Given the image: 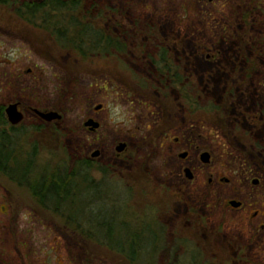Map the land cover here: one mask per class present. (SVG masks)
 I'll return each instance as SVG.
<instances>
[{"label": "rangeland", "instance_id": "374dc122", "mask_svg": "<svg viewBox=\"0 0 264 264\" xmlns=\"http://www.w3.org/2000/svg\"><path fill=\"white\" fill-rule=\"evenodd\" d=\"M85 1L103 13L89 21L94 29L112 33L117 18L126 55L82 57L61 43L53 29L70 35L74 13L49 12L46 20L39 13L30 23L0 5V106L18 102L23 113L35 108L62 116L60 128L37 127L29 114L18 125H0V132L15 136L10 160L22 166L30 160L25 184L97 148L100 161L90 174L108 181L102 206L118 211L119 227L121 222L155 233V254L139 253L137 259L264 264V234L251 240L256 224L248 219L252 210L264 215V0ZM158 45L172 48L167 81L178 80L171 78L176 73L187 79L184 87L157 85L160 79L144 56ZM176 92L183 93L181 110ZM98 105L102 110L96 112ZM175 112L186 120L184 128L175 129ZM89 117L100 122L98 131L86 128ZM164 130L180 137L181 147L164 141ZM119 142L127 148L117 156ZM195 146L204 147L212 163L200 166ZM178 149L190 151V159L178 160ZM120 161L129 170L120 171ZM188 164L199 168L191 183L182 176ZM251 178L260 186L250 185ZM231 199L244 209H225ZM0 264L132 263L80 237L0 173Z\"/></svg>", "mask_w": 264, "mask_h": 264}, {"label": "trees", "instance_id": "16d2710c", "mask_svg": "<svg viewBox=\"0 0 264 264\" xmlns=\"http://www.w3.org/2000/svg\"><path fill=\"white\" fill-rule=\"evenodd\" d=\"M84 1L0 0V5L8 6L18 18L30 23L35 22L39 13H42L41 18L44 20L47 19L46 15L49 12L74 13L75 16L70 17L68 23L72 29L70 35L64 28H61V30L53 29V32L56 31L55 35L61 43H67L68 47L75 50L82 57L125 54L126 45L124 41L116 36L114 31L118 29L120 31L119 35L122 34L121 27L115 26L117 18L112 24V33L94 29L89 21L94 17L103 18V13L95 10V8L85 7ZM155 53L157 56L149 59L156 70L155 75L162 80V84H165V87H174L173 85L184 87V82L179 80L176 73L172 76L173 79L178 78V80L167 81L168 72H170V63L167 64L168 52L162 50L159 54L157 51ZM161 77H164V79H161ZM180 91H183V88ZM184 92L189 93L188 91ZM187 98L189 99L188 96H186ZM190 104L192 103L190 102ZM193 105L198 108L196 102ZM6 121L3 107L0 106V125ZM14 141L15 136L13 134L7 136L4 132H0L1 174L18 185L24 186L39 205L61 218L65 226L78 233L80 237L125 254L132 264H145L147 262V264H150L151 257L145 259H137V257L139 253L155 254L158 246L155 243V233L149 227L140 231L129 230V227L121 222L119 227L118 211L113 208L105 209L101 204V202L107 203L108 201L106 194L103 192V188L108 181L106 182L105 175L100 180H95L91 176L93 163L81 157L67 158V161L60 163L51 173L36 174L30 177L25 184L31 163L28 160L24 164L25 166H22L23 163L19 165L14 158L10 160V156L13 154Z\"/></svg>", "mask_w": 264, "mask_h": 264}, {"label": "flooded vegetation", "instance_id": "af4514ba", "mask_svg": "<svg viewBox=\"0 0 264 264\" xmlns=\"http://www.w3.org/2000/svg\"><path fill=\"white\" fill-rule=\"evenodd\" d=\"M115 32H116V36H118L119 37V34H120V31L118 30V29H115L114 30ZM120 38V37H119ZM121 39V38H120ZM146 48H148V46H145ZM163 48V50H165V51H167L168 53H167V56H169V54H170V52L172 51V48L170 47V46H168V45H158V46H153V49L152 50H147V52H145V56H144V58L148 61V63L150 64V66L153 68V70H154V74H156V70H155V68H154V66H153V64L151 63L152 61L149 59L150 57H156L157 55H156V53H155V51H157V52H159L160 50L159 49H162ZM173 51L175 52V55H177V56H183L182 54H180L179 52H177V49L175 48V47H173ZM129 52V48H128V46L126 45V53H125V55L127 54ZM150 52V53H149ZM115 55H117V54H115ZM121 56L122 55H124V54H120ZM106 56H108V55H106ZM142 70V69H141ZM143 71V70H142ZM172 79L174 78V77H171ZM161 79H164V77H161ZM181 79H182V82H183V80H184V82H186V78L185 77H182L181 76ZM175 80V79H174ZM162 80H159V81H157V85L159 86V88H161V89H165L164 87V85H162V82H161ZM168 81H170V82H173V81H171V79L170 80H168ZM157 98H160L161 97V94L160 93H158L157 92ZM176 96H175V101H177V106H178V108L181 110V109H183L182 107H183V103L181 102V100H183V93L182 92H176V94H175ZM17 104H18V111L22 114V122L25 120V118H26V114H29V115H31V117H34V118H36V120H37V127H44V126H49V125H51V124H53V123H57L58 124V128H60V121L62 120V116L59 114V113H57L58 115H60V119L59 120H55V121H46V120H44L43 118H41L35 111H38V112H42V113H44V112H54V111H47V110H39V109H35V108H31L29 111H27L26 113H23V112H21L20 110H19V103L18 102H16ZM11 104V103H10ZM9 105V104H8ZM7 106V105H6ZM97 107H98V109H97ZM97 107H95L94 108V111H96V112H98V111H100V110H102V106L101 105H98ZM6 108V107H5ZM5 108H3V114H4V109ZM175 117H176V119H175V129L176 130H178V129H180V128H184V126H185V123H186V120L184 119V117L183 116H180V114L179 113H176L175 112ZM4 117H5V119H6V116H5V114H4ZM178 118V119H177ZM7 120V119H6ZM88 121H92V122H94V124H96L97 125V127L96 128H92L91 126H87L86 128H88V130L90 131V132H95V131H98L100 128H101V124H100V122L99 121H97V120H95V119H93L92 117H89L86 121H85V123L86 122H88ZM84 123V124H85ZM85 127V126H84ZM165 131V130H164ZM162 131L161 133H160V135H161V137L164 139V141H166V142H171L174 146H176V147H181V145H182V139L180 138V137H173V138H171V135L168 133L169 132V130L168 131ZM161 138V139H162ZM120 145H123V149H122V151L121 152H118V147L120 146ZM159 147H161V146H159ZM126 148H127V144L125 143V142H119L118 144H117V146H115V148H114V151H115V153H116V155L118 156L120 153H122V152H124L125 150H126ZM195 154H196V161H198V164L200 165V166H205V165H209L210 163H212V160H211V156H210V154H209V152L206 150V149H204V147H199V146H195ZM204 153H207L208 154V157H204L203 156V154ZM190 156H191V153H190V151H186V150H179L178 149V151L176 152V158L178 159V160H180V161H182V162H185V161H187L188 159H190ZM101 156H100V151L96 148L91 154H90V156L89 157H84V159H86L87 161H89V162H91V163H93L94 161H100L99 160V158H100ZM170 157H172L171 155H169V157L168 158H170ZM206 159V160H205ZM121 162V164L118 166L119 167V169H120V171H122V170H129V168H130V165L128 164V163H126L127 164V166H126V164H125V162L124 161H120ZM111 162H107V163H104L103 165L105 166H107V167H110L109 166V164H110ZM110 169H111V167H110ZM199 170V168H197V166L195 167V166H193V165H191V164H188V165H186V166H184L183 168H182V176H183V178L185 179V180H187L188 182H194V180L196 179V173H197V171ZM217 182H218V180H216ZM220 181H224V182H229V179H227V178H223V179H221ZM207 183H208V185L210 186V185H212V179L210 178V179H208L207 180ZM249 183H250V185H252L253 187H258V186H260V180H258L257 178H251L250 179V181H249ZM4 192H5V190H4ZM231 202H234V203H236V204H238V207H233V206H231ZM225 206V209H228V210H231V211H235V212H237V211H241V210H243L244 208H243V203L241 202V201H239V200H237V199H231V200H228L227 202H226V205H224ZM264 215L262 214V213H260L259 211H257V210H252V211H249V213H248V219H249V221H250V223L251 224H256L255 225V230L253 231V233H254V235L252 236V238H251V240L253 239V240H255L256 239V236L257 235H259V234H264V220L263 221H259L260 220V218L261 217H263ZM170 221V220H169ZM163 223V222H162ZM187 224L188 225H190V223H189V221L187 222ZM192 225V224H191ZM167 226H169L170 227V229H171V227H172V225H171V223H167Z\"/></svg>", "mask_w": 264, "mask_h": 264}, {"label": "water", "instance_id": "95a60500", "mask_svg": "<svg viewBox=\"0 0 264 264\" xmlns=\"http://www.w3.org/2000/svg\"><path fill=\"white\" fill-rule=\"evenodd\" d=\"M98 109V107H97ZM41 118H43L46 121H55V120H59L60 119V115H58L56 112H38L35 111ZM4 114L6 116L7 122L11 125V126H15L18 125L22 122V114L18 111V104L17 103H11L9 105L6 106V108L4 109ZM85 126H91L92 128H96L97 125L94 124V122L92 121H88L85 123ZM123 149V145H120L118 147V152H121ZM204 157H208L207 153L203 154ZM206 160V159H205ZM231 206L233 207H238V204L231 202Z\"/></svg>", "mask_w": 264, "mask_h": 264}]
</instances>
